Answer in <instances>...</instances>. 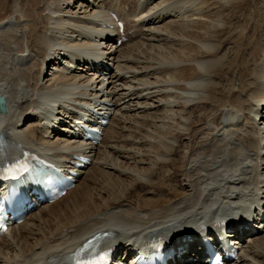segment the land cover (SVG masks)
Here are the masks:
<instances>
[{
  "label": "bare ground",
  "instance_id": "6f19581e",
  "mask_svg": "<svg viewBox=\"0 0 264 264\" xmlns=\"http://www.w3.org/2000/svg\"><path fill=\"white\" fill-rule=\"evenodd\" d=\"M11 1L15 3L17 0ZM33 1L36 0H31V2ZM59 1L47 0L49 14L53 16H50V20L55 27L48 26L45 29L29 32L27 46L22 43L24 36L22 37L19 33V25V27L15 26L9 21L4 22L3 26L0 25V97L6 99L8 109L7 114L1 115L2 120L6 123L0 127V166L6 160L21 156L23 149L27 147L47 155L65 153L62 159L63 164H65V160L71 159L68 158V151L77 143L66 138L61 131L41 126V118L46 112L39 105L43 98L54 96L63 98L67 95L66 101L60 99L57 101L58 104L52 106L54 111L58 112L60 110L65 112V107L69 110L76 109L72 103L87 102L91 95L96 96L102 104L111 105L110 111L113 107L116 110L121 101L118 92L120 81L131 79L128 81L130 85L126 83L124 85L130 92L126 99L132 100V97L136 95L133 92L141 90V88L132 86L138 76L136 74L132 77L127 76L130 70L139 67L146 70L140 75L144 78L162 74L161 83L167 85L162 87L168 88L167 92L157 86L160 84L157 81L160 79V74L157 78L154 77L153 82L141 80L145 81L142 82L143 87L161 88L158 96L175 97L169 89L173 88L184 94L192 96L196 94L199 97L187 96L184 98L189 102L187 108L189 121L186 128L182 131L174 129L164 133L166 137L170 138V141L161 140L157 143L156 154L159 157L157 163L159 168L143 175L133 172H145L144 168L134 167L137 170H131V166L136 165L137 160L135 153L132 149L128 150L126 145L132 141L127 134H137L143 130V125L147 123L142 122L143 125L139 128L132 125L128 116L126 119H117L114 113L115 117L111 118V125L104 132L102 144L99 146L90 145L87 148L90 153L89 157L93 158V164L90 169L88 168L87 173H83L89 174L92 171L91 181L93 183L101 181L100 185L104 184V179L112 181L109 188L111 187L116 192L104 191L107 192V197L104 198L101 197L102 190L97 195V191L82 187L81 192L74 197L70 204L68 203L69 205L56 208L73 191L67 193V196L59 201L41 207L37 210L39 212L30 214L23 224L12 227L6 235L1 237L0 264H66L84 242L103 232L110 234L108 244L111 247L118 250L124 248L128 251L129 247L126 245L131 243L132 247H135L134 242L140 236H143L144 239L155 237L164 240L168 237L174 241L176 238L180 240L188 237L196 238L206 228L214 227L221 221L230 219L229 217L237 210L233 205L242 202L243 196L252 197L257 190H260L259 196L264 193V181L259 178V170H264V158L262 157L264 127L257 126L256 123L260 116L258 110L262 109V105H264V53H262L264 51V21L259 19L261 17L258 18L256 15L250 26H248L247 18L242 20L238 18L237 25L240 26L241 32L236 35L235 39L221 41L229 26L216 30L217 41L214 42L211 40L212 37H209V44L202 51L185 44L184 38L204 41L205 37L201 36V33L189 30L191 27L202 29L206 26L204 23L197 21L191 25L180 20L167 22L171 18L178 19L179 15L184 12L182 0L174 2V8L166 11L165 7L160 11L151 7L154 3L162 0H93L92 6L88 5L85 9L86 19L71 18L72 15L75 16V13L78 14L83 10V5H75L74 8H70L71 4H67V0H61L62 5L65 6L62 8L57 4ZM22 2L23 0H19V3ZM164 2L165 0L162 1V3ZM258 4L261 5L258 6L260 10L264 11V3L258 0ZM238 7L242 9L241 5ZM152 11L155 13L152 14ZM113 15L125 23L126 42L120 47H117V42L121 36ZM199 15L206 17L205 19L213 17L205 11L195 13V16ZM92 16H97V25L95 20L91 19ZM137 17L140 19L151 17L152 19L147 24L146 21L136 19ZM105 20L108 21L106 23L115 26L113 31L100 27L101 24H105ZM228 20L225 17L226 23ZM98 21L100 22L98 23ZM164 21L165 23H163ZM159 22L165 25L163 28L166 35L162 33L163 30L147 26ZM14 26L15 28H13ZM56 30L59 33H64L66 30L68 31L65 33H68L70 30L73 37L65 39L66 37L57 36ZM245 32H248L247 41L240 45L236 39ZM31 34L32 37L29 38ZM169 35L178 38L177 42L175 40L171 44L175 47H166V51H164V48L151 44L152 40L159 43L167 42L170 38ZM34 38L37 42H34ZM96 41H100V43L98 44ZM83 45L93 52L91 56H94L95 60L92 61V66H94L92 74L91 72H79L90 65L89 60H85L82 56H78L76 59L85 62L86 66L79 67V70L74 73L66 68L70 62L69 59L74 58L71 51L77 50ZM105 45L110 47L107 61L111 63L109 62L110 64L107 65L108 68L105 66L97 68L95 66L97 62L100 63L104 59L106 61L105 52L103 53ZM145 45L147 52L149 48L155 49L154 54L151 52L150 58H148L149 53L146 54L144 51ZM228 45H232V49L227 48L223 53ZM114 48H116L115 51ZM38 50H42L45 54L40 53L39 60L35 56ZM188 51L192 52L190 58L186 57ZM118 54L121 55L117 56ZM220 54L222 55L218 58ZM32 57L34 59H31ZM185 62L195 63L194 65L199 67V71H194L196 74H193L191 82H186L189 84H170L167 78L176 77L184 69L183 66L178 67V65ZM30 63L31 66H28ZM50 64L53 65L55 73L49 75L50 73L47 72L45 74ZM112 68H114L115 74L119 75L107 78ZM150 68L155 69L149 72ZM63 69L66 70L63 71ZM190 69L187 68L186 71ZM100 72H102L101 75ZM51 76L53 79L48 78ZM113 78H116V81ZM90 89H94L91 94ZM242 91L246 92L249 97V105L242 106L237 101V95ZM152 96L148 94L143 99L147 100ZM230 97L236 101L235 103L239 106L238 110L228 112V115L223 112L224 110L219 115L217 112H213L226 108L228 104L226 99ZM138 104L140 105L139 102L136 105ZM65 114L67 113L65 112ZM224 117H227L231 123L239 119L238 126L245 127L244 134L240 136L236 135L239 132L235 134L228 132L224 135L222 130L219 133L220 127L225 121ZM28 119H32V121L26 126L24 124V127L18 131L17 125L22 127V124L26 123ZM245 121L248 125H244ZM128 122L130 126H127ZM261 124L263 125V123ZM48 134L50 135L46 137ZM260 138L262 139L261 143ZM143 143L141 142L143 147L137 154L144 148L145 144ZM177 164H180L179 169L175 168ZM124 166H129L130 169H124ZM169 168L176 171V173L169 174V181L175 186L180 183L181 192L186 194L182 199H174L177 193L171 191L172 188L167 189L168 187L158 184L164 169ZM128 171H133L131 173L136 178L131 180L135 182H132L133 184L128 189L122 191L123 188L130 185V178L127 177L131 174ZM116 186L119 188L118 190ZM136 189L146 190L155 196L146 201L153 199L155 202L164 198L166 201L174 202L165 207L163 211H157L156 207L155 210L148 212L143 209L142 203L146 201L141 200L139 194H135L133 199L129 197L133 193L132 190ZM98 199L101 200V203L97 201ZM218 205L219 207L216 208ZM112 206H114V212L109 209ZM219 209L224 211L223 220L215 218ZM207 211L210 213V218L203 222V215ZM256 228L258 227L254 229ZM259 234L260 232L253 237L248 236L249 238L246 240L245 236L235 239V242H240V244L244 240L239 262L248 258L250 264L255 262L264 264V239H260ZM209 236L213 237V235ZM251 244H256V246L251 247ZM179 248L180 252L186 250L189 253L186 252L181 258L175 259L174 264H183L182 261L189 260L192 257L190 253H194V245L189 239L183 241ZM195 257L193 259L202 258L200 250L197 253V258ZM239 262L229 264H238Z\"/></svg>",
  "mask_w": 264,
  "mask_h": 264
},
{
  "label": "rangeland",
  "instance_id": "374dc122",
  "mask_svg": "<svg viewBox=\"0 0 264 264\" xmlns=\"http://www.w3.org/2000/svg\"><path fill=\"white\" fill-rule=\"evenodd\" d=\"M0 1H2L0 4V25L3 26L4 22H6V21L11 22L13 25L15 24V26L19 25L20 26V27L18 26L19 27L18 28L19 33H20V35H22V37L24 36L22 38V40L24 39L22 41L24 46H27V44H28L27 36L29 35V32H31L32 30L45 29L48 26L49 27H55L52 25L51 20H50V16H52V15L49 14L50 11H49V6L47 7V4H48L47 0H36L33 2H31V0H23L22 3H19V0H17L15 3H13L11 0H0ZM92 1L93 0H79L76 3L75 0H68L67 4H71L70 6H72L70 8H74L75 5H83V10L81 12H78V14H76L74 12L75 16L72 15L71 18H75V19L77 18L78 19V17L79 18L81 17V18L86 19L87 17H85L84 12H85V9L88 7V5L92 6ZM162 1L154 3L153 5H151V7L156 9V10H159V11L165 7V11H166L168 9H173L174 8L173 6L175 5L174 2H177L179 0H165L164 3H162ZM260 1L262 3H264V0H260ZM181 3L184 4L185 9H184V12L179 15L178 19L177 18H173V19L171 18L170 21L168 19H167L168 21L167 20H165V21L173 22V21H179L180 20V21L187 22L188 24H191V25H193L197 21L204 23L206 26L202 29H195L192 27L189 29L192 32H198L199 34L201 33V36L205 37L204 41L203 40L197 41L196 39H192V38H187V39L184 38L185 44H187L188 46H191L193 48L201 49L202 51L205 50V46L209 44V37H212L211 38L212 41H214V42L217 41V38H216L217 37V31L224 29L227 26H229V29L222 36L221 41L224 42L230 38L235 39L236 35L241 32L240 26L237 25V22H238L237 19L238 18H240V20H242L243 18H247L248 26H250L254 22L256 15H258V18L261 17L259 19L264 21V11L260 10V8L258 7V6H261L258 4V0H211V1H209V0H182ZM238 5H241L242 9H240L238 7ZM250 5H251V8H249ZM84 6H86V7H84ZM167 6H169V7H167ZM252 6H254V7H252ZM67 11H69V9H67ZM154 11H152V14L155 13ZM203 11H205L207 14L213 15L212 19H205L206 17H204L202 15L195 16V13H201ZM214 15H216V16L214 17ZM23 17H24V19H23ZM225 17L227 19H229L227 23L225 22ZM91 19L95 20V24L97 25V23H96L98 20L97 16H92ZM136 19H140V18L137 17ZM151 19H152L151 17H142L140 20L146 21V23L149 24ZM99 20L101 21V19H99ZM100 21H98V23ZM165 21L163 23H165ZM156 22H158V21H156ZM163 23L159 22L158 24H155V25L152 24V25H147V26H149L150 28H153V29L156 28L159 30H163L164 32H162V33L166 35L167 33L163 28L165 26ZM261 24H263V23H261ZM15 26L13 28H15ZM30 28H33V29H30ZM66 31H68V30H66ZM56 32H57V30H56ZM65 32L59 33V31H58L56 34L61 36V37H66L65 39H70L73 37V35L71 34L72 32L70 30L68 33H65ZM247 35H248V32H245V33H242L241 36H238V38L236 40L239 41L240 45L245 44V42L247 41L246 40ZM30 37H32V34L29 36V38ZM168 37H170V38L167 40V42H160L159 43V42L152 40L151 44L164 48V51H166V47H175L174 45H171V44L175 40L177 42L178 38H176V36H171V35H169ZM35 40L36 39L34 38V42H37V40L36 41ZM32 41L33 40L31 38V44H32ZM64 41H66V40H64ZM98 42L99 41H97V43ZM144 48H145L144 51L146 52V54L149 53L148 58H150L152 56L151 52L153 54L155 53L154 48H149L148 52L146 51L147 50L146 45L144 46ZM227 48L232 49V45H228L226 47V49L223 51V53L227 50ZM115 49L116 48H114V51H115ZM109 50H110V47L108 48V45H105L103 53L105 52L104 57L106 58V61H104V63L110 62V61H107V57H108L107 55L110 54V52H108ZM40 53L45 55L42 52V50H38V53L35 55L38 60L40 59V57H38ZM191 53L192 52L188 51V53L186 54V57L190 58L192 56ZM262 53H264V51ZM222 54H220L218 56V58ZM119 55H121V54H118L117 56H119ZM31 59H34V58L32 57ZM194 64L195 63H189V62L179 64L178 67L183 66L182 68H184V69L182 71H180L176 77L167 78V81L170 82V84H176V83L177 84H179V83L189 84L186 82H191V79H193V77H194L193 74H196L195 72L199 71V67H196ZM50 65H51V67L47 71L50 73L49 75L55 73V71L52 68L53 65L52 64H50ZM28 66H31V63ZM187 68L188 69L191 68V69L186 71ZM252 68H254V67H252ZM152 69H155V68L148 69L149 72L152 71ZM111 71H112L111 76H118L119 75L118 73L115 74L116 72L114 71V68H112ZM144 71H146L144 68L139 67L138 69L130 70L129 73L127 74L128 77H132L134 74H136V76H138V79L132 83V86L135 88L136 87L141 88V90H135L136 92H133L136 95L132 97L133 98L132 100H130V98L126 99V96H128L130 92L126 86L124 87L125 83L130 85V82H128V81H130L131 79L128 78L126 80L127 82L126 81H120V83H118L119 100H121V101L119 103V107H117L115 110V116L116 117L114 116L117 119H121V118L126 119L128 116L129 121H131L132 125L137 126L139 128L141 127V125H143L142 122H145L148 124V125L147 124L143 125V130L137 132V134L135 133V134L130 135V134L126 133L129 137L130 141L132 140L131 141L132 143L130 142L129 144H127L126 148L128 150L132 149V151L135 153V158L137 160V164L132 165L131 170H134L135 168L146 169L145 172H141V173L131 171L133 173H137L140 175L148 174L149 172L155 170L156 168H159L157 165L159 157L156 154L157 143L161 140L170 141V138L166 137L164 135V133H166L169 130H174V129H176V131H182L183 129L186 128V124L189 121L188 110H187L189 102L185 101L184 98L187 96H192V95H189L186 93L184 94L181 91H176L173 88H169L171 91V92L170 91L169 92L172 94L174 93L175 97L172 96V97L163 98L161 96H158L160 94L159 91L161 88L163 89V90L162 89L161 90L164 92L168 91V88H163L164 86H167V85L164 83L163 84L161 83L162 82V74L159 73L161 76H160V79L157 80L158 82H160V84L157 85V86L161 87L160 89H158V88L154 89V86L153 87L150 86V88H146V86L145 87L142 86L143 85L142 82H145V81H141V80H147V81L153 82L154 79L157 78V76H159V74H157L155 76H150L149 78H144V77L140 76V75H142V72H144ZM47 72L45 71V74ZM52 77L53 76L48 77V78L53 79ZM113 79H114V81H116V78H113ZM217 82L219 83V81H217ZM147 89H149V90H147ZM142 90H143V92L141 93ZM148 94H149V96H152V95L153 96L150 99L148 98L147 100L143 99L144 96H146ZM193 96L199 97V95H196V94ZM208 96H209V94H208ZM237 96H238L237 101H239V103H241L242 106L250 104V102L248 101L249 97L247 96L246 92L242 91V93L238 94ZM136 98H139V99L137 100ZM137 101L140 103V105L139 104L136 105L138 103ZM227 102H228V104H227L226 108L219 109V110H216L213 112H217L219 115V113H221L222 110H224L223 112H225V114L228 115V112H233V111L239 109V106H237V104L235 103L236 101H234L233 98L230 97V98L226 99V103ZM129 110H131V111H129ZM258 111L260 112L259 113L260 116L256 120L257 126L264 127V119H262V118H264V107L262 109H259ZM244 112H245V110H244ZM246 114H249V112H246ZM223 123H224V121H223ZM261 123H263V125ZM244 125H248V123L245 121ZM127 126H130L129 122H128ZM112 127H113V125H112ZM242 128H244V129H242ZM244 130H245V127H242V126L241 127L240 126H238V127L237 126H231L230 128H228V130H225V129L222 130V134H227L228 132L235 134L236 132H239L238 134L236 133V135L241 136L242 134H244ZM220 131L221 130H219V133H221ZM130 132H128V133H130ZM174 133H175V131H174ZM263 134H264V131H263ZM263 137H264V135H263ZM141 142H144L143 144H145V146L141 150V152L139 154H137L140 151L139 149H141L143 147ZM261 142H262V139L260 138V143ZM262 146H264V144H262ZM262 157L264 158V150H263V156ZM151 160H153V161H151ZM175 168L179 169L180 164H177ZM124 169H130V167L124 166ZM135 170H137V169H135ZM91 172L89 174H86L85 176H83L81 181L77 184V187L75 188L73 193L71 195H69V197L64 199L62 202H60V204L56 206L57 209L60 207H64L66 205H69L73 201L74 197L78 196V194L81 192L82 187H85V188L88 187L89 190H91V191H93V190L97 191L96 192L97 195L100 194V191L102 190L103 194H101V197L103 196L104 198L107 197V192H104V191H108L111 193L116 192L115 190H112L111 187L109 188L110 184H112V181H110L108 179L105 180L104 177H103V179H104L103 182L104 181L105 182L103 185H100L101 181H96L95 183H93L90 179V178H92ZM128 172H130V171H128ZM131 172H130L131 175L127 177V178H130L129 179L130 185L126 186V188H123L122 191L128 189L135 182V181L131 180L133 178L135 180V178H136L134 176V174H132ZM172 172L176 173V171H174L173 168L164 169V171L162 172V177L158 181V184H162L166 188L168 187L167 189L172 188L171 191H174L177 193V196L174 199H177V200L182 199L186 196V194H183L181 192L182 190L180 187V183H179V185H178L179 187H178L169 181V178H170L169 174ZM259 178L261 180L263 179L262 181H264V170H259ZM106 184L107 185L109 184V185L107 186ZM116 188H117V190L119 189L117 186H116ZM132 191H133V193L129 196L131 199L134 198L135 194H139L141 196V200H145V201L150 199L151 197H155L154 195H152L151 192L148 193V191H146V190L136 189V190H132ZM96 193H94V194H96ZM97 201L99 203H101V200L98 199ZM160 201H162V202L160 203ZM160 201H155L156 202L155 203L153 201V199H151L150 201H146L145 203H142V207H143V209L147 210L148 212H150L151 210H155L156 207H157V211H163L165 209V207H168L171 203L174 202L171 200L166 201V200H164V198H161ZM147 203H150L151 205L147 204ZM153 203H155V204H153ZM109 209L111 210V212H114V206L110 207ZM143 212H145V211H143ZM31 223H28V225H31ZM257 225L258 224H256L255 226H257ZM259 238L264 239V232L263 231L259 234ZM9 240H10V237H9ZM255 246H256V244H251V247H255ZM248 248H250V247H248ZM242 261L239 262L238 264H250L251 263L248 258H244ZM192 264H198V263H192ZM253 264H259V263L255 262Z\"/></svg>",
  "mask_w": 264,
  "mask_h": 264
},
{
  "label": "water",
  "instance_id": "95a60500",
  "mask_svg": "<svg viewBox=\"0 0 264 264\" xmlns=\"http://www.w3.org/2000/svg\"><path fill=\"white\" fill-rule=\"evenodd\" d=\"M0 108H1V111H2L3 114H5L7 112L6 101H5V99L3 97L0 98Z\"/></svg>",
  "mask_w": 264,
  "mask_h": 264
},
{
  "label": "snow or ice",
  "instance_id": "6c2138e0",
  "mask_svg": "<svg viewBox=\"0 0 264 264\" xmlns=\"http://www.w3.org/2000/svg\"><path fill=\"white\" fill-rule=\"evenodd\" d=\"M81 264H94V262L93 261H89V260H84V261L81 262Z\"/></svg>",
  "mask_w": 264,
  "mask_h": 264
}]
</instances>
